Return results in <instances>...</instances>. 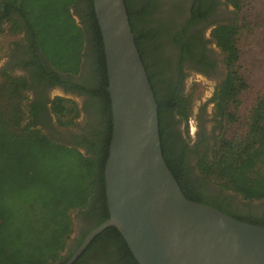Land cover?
<instances>
[{
	"label": "trees",
	"instance_id": "trees-1",
	"mask_svg": "<svg viewBox=\"0 0 264 264\" xmlns=\"http://www.w3.org/2000/svg\"><path fill=\"white\" fill-rule=\"evenodd\" d=\"M76 1L0 0V7L8 9V16L14 10L26 21L33 52L38 51L47 60L45 75L56 77L58 82L61 80L58 72L78 71L83 49V27L71 11ZM227 1L238 11L242 7L243 0ZM124 3L158 105L163 158L186 198L225 212L219 206V197L209 202L189 183L187 187L176 163L167 155L161 117L166 106H172L173 102L169 98L162 101L157 96L134 24L138 14L134 12L132 0H124ZM84 17L101 57L102 84L94 93H101L104 116L103 130L98 132L96 140L87 143L86 151L54 139L37 126L36 110L24 105L28 99L25 76L12 75L5 70L0 77V264H64L84 236L109 216L104 163L112 132L111 107L102 37L92 0H87ZM9 21L17 32L23 29L18 18L10 16ZM240 31V26L234 22L220 24L213 31L217 45L226 52L227 74L214 95V113L219 117L220 132L211 157L199 160L197 166L219 189L254 200L264 198V90L250 103L242 97L248 84L236 66L240 59L237 44ZM175 105L188 133L190 95L180 97ZM51 111L62 126L68 125L78 113L75 103L61 96L54 97ZM72 211L88 222L63 255L73 231ZM227 214L264 226V217ZM85 259H91L92 264H139L114 226L98 233L72 264Z\"/></svg>",
	"mask_w": 264,
	"mask_h": 264
},
{
	"label": "flooded vegetation",
	"instance_id": "flooded-vegetation-1",
	"mask_svg": "<svg viewBox=\"0 0 264 264\" xmlns=\"http://www.w3.org/2000/svg\"><path fill=\"white\" fill-rule=\"evenodd\" d=\"M132 4L138 14L134 24L142 55L157 96L162 101L169 98L173 102L162 112L161 126L167 155L176 163L179 175L187 187L189 183L207 201L219 197V206L227 213L241 217H264V198L245 199L251 204L257 203L256 212L241 210L229 194L231 192L213 188L197 166L199 160L211 157L220 132L219 117L214 113V95L227 74L226 52L217 45L213 31L220 24L232 23V4L227 0H132ZM7 10L4 6L0 7V73L6 70L12 75L26 77L28 106L36 110L37 126L44 133L86 151L87 143L98 138L97 134L104 125L103 98L101 93H94L102 84V64L99 50L93 45V32L84 17L87 0H77L73 6L84 33L78 71L58 72L59 82L56 77L45 75L47 60L38 51L33 52L26 21L14 10L8 16ZM10 16L20 20L23 28L20 32L12 29ZM5 32L9 35L1 46ZM193 74L209 80L213 90L204 102L198 106L191 105L194 128H188L187 133L185 121L176 112L175 104L180 97L188 96V77ZM56 91H60L61 95ZM55 96L70 99L77 107L78 113L68 125L58 124L51 111ZM87 222L86 218L78 215L76 229L85 228ZM83 261L79 264L93 262L91 259Z\"/></svg>",
	"mask_w": 264,
	"mask_h": 264
},
{
	"label": "water",
	"instance_id": "water-1",
	"mask_svg": "<svg viewBox=\"0 0 264 264\" xmlns=\"http://www.w3.org/2000/svg\"><path fill=\"white\" fill-rule=\"evenodd\" d=\"M92 3L111 107L104 163L109 216L84 236L64 264H72L109 226L120 232L139 264H264V226L182 193L162 155L158 105L124 0Z\"/></svg>",
	"mask_w": 264,
	"mask_h": 264
},
{
	"label": "rangeland",
	"instance_id": "rangeland-1",
	"mask_svg": "<svg viewBox=\"0 0 264 264\" xmlns=\"http://www.w3.org/2000/svg\"><path fill=\"white\" fill-rule=\"evenodd\" d=\"M71 11L76 22H79L73 8ZM230 11H232L230 14V19L233 18L232 23H236L241 28L237 40L240 49V59L237 61L236 66L248 84L247 91L244 92L242 97L250 103L253 98L264 90V0H243L242 7L239 11L234 6L233 8L230 7ZM8 35L9 32H5L2 35L1 46L5 44ZM1 75L2 73H0V77ZM212 90L213 87L209 80L196 74L188 77V95L191 97V105L195 104L198 106L204 102L210 96ZM55 93L61 95L60 91H56ZM24 105H28V99L24 101ZM188 128L189 130L194 128V118L191 114L188 119ZM212 185L216 190L219 189L214 184ZM229 194L233 196V199L237 202L241 210L255 212L258 210L257 205H255L257 203L251 204L234 192ZM71 216L73 220V231L70 234L65 251L62 253L63 255L67 254L80 231L76 229V211H72Z\"/></svg>",
	"mask_w": 264,
	"mask_h": 264
}]
</instances>
